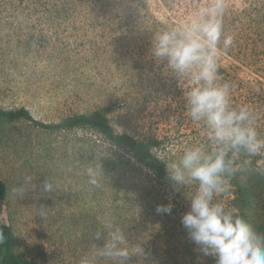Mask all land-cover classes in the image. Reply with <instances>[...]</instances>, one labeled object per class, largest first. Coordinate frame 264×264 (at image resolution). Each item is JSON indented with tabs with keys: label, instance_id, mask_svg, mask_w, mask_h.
Instances as JSON below:
<instances>
[{
	"label": "rangeland",
	"instance_id": "obj_1",
	"mask_svg": "<svg viewBox=\"0 0 264 264\" xmlns=\"http://www.w3.org/2000/svg\"><path fill=\"white\" fill-rule=\"evenodd\" d=\"M207 2L0 0V108L25 107L48 123L105 108L115 131L158 139L154 153L166 164L176 160L185 146L205 142L204 129L186 113L190 81L156 61L152 37ZM226 3L224 31L234 40L219 51L226 70L218 69L219 82L231 86V106L253 109L264 137V0ZM97 165L99 187L86 174ZM0 178L7 186L0 219L11 226L21 259L79 264L103 245L94 234L108 216L143 248L128 264H215L181 223L192 189L176 190L167 167L157 176L95 128L49 131L24 119L0 124ZM233 192L231 184L217 196L228 210ZM169 203L170 213L157 211ZM252 221L264 234V213Z\"/></svg>",
	"mask_w": 264,
	"mask_h": 264
},
{
	"label": "clouds",
	"instance_id": "obj_2",
	"mask_svg": "<svg viewBox=\"0 0 264 264\" xmlns=\"http://www.w3.org/2000/svg\"><path fill=\"white\" fill-rule=\"evenodd\" d=\"M226 9V0H208L178 24L152 37L151 55L156 61H166L172 75L190 81L183 92L186 113L205 135V142L185 146L166 167L176 190L181 186L192 189L186 191L190 209L181 223L204 255L214 256L215 264H264V234L257 233L242 216L217 199L231 188L238 172L253 166L252 158L264 156V137L257 131L253 109L231 106V86L219 82V51L221 47L227 50L234 40L224 31ZM100 168L86 169L92 186H100ZM255 170L264 174V168ZM52 189L46 179L44 191ZM171 209L170 203L157 206L162 213H170ZM40 214H45L43 209ZM102 224L103 230L94 237H103V245L96 244L79 264H128L131 255L143 254L141 244H130L125 231L111 217L106 216ZM3 240L0 231V242Z\"/></svg>",
	"mask_w": 264,
	"mask_h": 264
},
{
	"label": "trees",
	"instance_id": "obj_3",
	"mask_svg": "<svg viewBox=\"0 0 264 264\" xmlns=\"http://www.w3.org/2000/svg\"><path fill=\"white\" fill-rule=\"evenodd\" d=\"M259 25L258 27L261 26ZM219 70L222 75L226 73L224 65L220 66ZM22 119L33 122L49 131L71 130L84 126L95 128L113 144L126 148L138 163L151 169L157 176H163L166 172V163L154 153V148L158 147L161 141L154 138L139 139L129 133L115 131L105 108L97 109L88 114L70 115L58 122L50 123L34 118L29 109L25 107L17 109L0 108V124ZM242 159L243 157H241ZM252 159L253 166L238 172L231 180L234 187L232 211L242 216L250 225H252V219H258V216L260 217L264 213V174L255 170L258 167L264 168V156ZM6 196L7 186L0 178V205L4 204ZM0 231L4 234V240L0 242V264H38L33 260L21 259L16 254L12 228L1 219Z\"/></svg>",
	"mask_w": 264,
	"mask_h": 264
}]
</instances>
